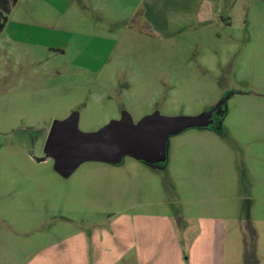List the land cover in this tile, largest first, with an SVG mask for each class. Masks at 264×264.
Instances as JSON below:
<instances>
[{
    "label": "rangeland",
    "instance_id": "obj_1",
    "mask_svg": "<svg viewBox=\"0 0 264 264\" xmlns=\"http://www.w3.org/2000/svg\"><path fill=\"white\" fill-rule=\"evenodd\" d=\"M143 6L19 0L9 14L0 36V264L84 260L47 245L115 212L126 216L116 245L136 233L142 264H264V0H239L229 22L167 38L151 35ZM219 103L217 127L171 135L163 165L125 155L118 165L84 161L64 177L44 150L51 123L73 111L82 131H95L124 112L138 121ZM126 214L152 218L135 224ZM123 259L138 264L134 250Z\"/></svg>",
    "mask_w": 264,
    "mask_h": 264
},
{
    "label": "water",
    "instance_id": "obj_2",
    "mask_svg": "<svg viewBox=\"0 0 264 264\" xmlns=\"http://www.w3.org/2000/svg\"><path fill=\"white\" fill-rule=\"evenodd\" d=\"M197 115H164L159 111L134 121L129 112L112 119L95 131L79 128L80 114L73 111L67 118L55 120L44 150L54 160V168L67 177L84 161L120 164L125 155L150 165L167 161V141L171 135L188 128L209 127L212 113L219 107Z\"/></svg>",
    "mask_w": 264,
    "mask_h": 264
},
{
    "label": "crops",
    "instance_id": "obj_3",
    "mask_svg": "<svg viewBox=\"0 0 264 264\" xmlns=\"http://www.w3.org/2000/svg\"><path fill=\"white\" fill-rule=\"evenodd\" d=\"M238 1L239 0H144L145 7L143 6V19L150 26L153 32L151 35L158 34L164 38L178 36L198 31L212 24L214 21H217L220 16L224 21L229 22V15L238 5ZM150 9L159 13L167 23L162 21L160 24L155 17L157 13L149 16L153 22L150 21V18H148V15L151 13ZM147 20L152 23V26ZM124 214L125 213L121 212L119 214L116 212L112 213L106 217L107 219L101 224H96V226L88 231L78 230L58 242L47 245L49 246L47 249L58 246V248L65 253L73 254L74 252H78L84 256V260L74 261L72 264H107L104 262L105 258L112 252H115V250L116 252L120 251V253L108 264H119L125 261L123 258H126L128 253L134 250L137 263L142 264L139 249L142 248L145 250L146 246L141 238H137L136 233L133 234L132 239L122 243L123 247H118L121 244L116 245L118 235L116 228L119 225V222L116 223V221L121 218H126ZM126 215L134 218L135 224L138 218H152V215L146 214ZM161 217L165 221L163 226L166 231L172 233L177 232V225L174 224L173 221H170L167 215ZM135 224L131 222V225L134 227L136 226ZM216 231L217 223L214 222L212 225V238L209 244L212 252L216 246ZM169 240L171 241L170 237L166 240L167 243L170 242ZM179 256L182 258L180 250Z\"/></svg>",
    "mask_w": 264,
    "mask_h": 264
},
{
    "label": "trees",
    "instance_id": "obj_4",
    "mask_svg": "<svg viewBox=\"0 0 264 264\" xmlns=\"http://www.w3.org/2000/svg\"><path fill=\"white\" fill-rule=\"evenodd\" d=\"M18 0H0V35L8 21V16Z\"/></svg>",
    "mask_w": 264,
    "mask_h": 264
},
{
    "label": "flooded vegetation",
    "instance_id": "obj_5",
    "mask_svg": "<svg viewBox=\"0 0 264 264\" xmlns=\"http://www.w3.org/2000/svg\"><path fill=\"white\" fill-rule=\"evenodd\" d=\"M220 104V103H219ZM221 105V104H220ZM220 105H219V107H217L214 111H213V113H212V116H211V119H212V124L209 126V127H214V128H216L217 127V125H218V123L220 122V120H221V115L219 114V110H220ZM216 106V105H215ZM214 106V107H215ZM214 107H210V108H208V109H206L205 111H203V112H208L209 110H212ZM202 112V113H203ZM68 117V116H67ZM67 117H65V118H67ZM65 118H62V119H65ZM121 118V117H120ZM62 119H59V120H62ZM55 120H58V119H55ZM54 120V121H55ZM53 121V122H54ZM53 122L51 123V125H50V127H49V129L47 130V135H46V139H45V142L44 143H46V140H47V138H48V136H49V134H50V131H51V128H52V125H53ZM44 146H45V144H44ZM132 157V156H131ZM134 158V157H133ZM136 159V158H135ZM139 160V159H138ZM142 161V160H141ZM144 162V161H143ZM108 163V162H107ZM111 164V163H110ZM121 164V163H120ZM148 164V163H147ZM116 165V164H115ZM118 165V164H117ZM148 165H150V164H148ZM161 165H163V164H161ZM152 166H154V165H152ZM156 166H158V165H156ZM59 173V172H58ZM60 174V173H59ZM72 174V173H71ZM70 174V175H71ZM69 175V176H70ZM63 176V175H62ZM65 177V176H64ZM68 177V176H67Z\"/></svg>",
    "mask_w": 264,
    "mask_h": 264
}]
</instances>
